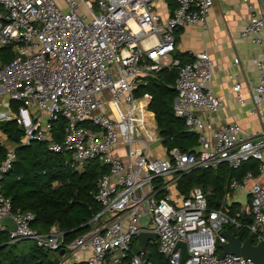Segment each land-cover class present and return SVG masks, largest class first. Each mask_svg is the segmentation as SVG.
<instances>
[{"label":"built area","instance_id":"built-area-1","mask_svg":"<svg viewBox=\"0 0 264 264\" xmlns=\"http://www.w3.org/2000/svg\"><path fill=\"white\" fill-rule=\"evenodd\" d=\"M62 1L65 10L55 0H0V50L12 51L11 60L0 65V86L8 97L5 107L18 104L16 111L0 112V121L21 127L23 145L43 142L51 153L68 154L75 170L92 161L106 166L94 196L101 210L89 221L93 228L88 233L63 245L57 229L38 233L31 228L32 213L13 212L0 185V233L10 242L28 240L48 251L90 248L86 264H144L145 254L129 253L140 232L157 234L158 252L169 264H179L178 241L186 244L184 264H252L233 255L219 258L216 245L224 242L220 232L226 225L245 228L254 243L264 241V126L246 133L233 122L210 133L203 117L218 111L222 102L211 84L217 65L206 51L189 54L188 62L174 57L175 33L196 24L204 27L212 0H174L176 7L166 19L153 9L155 0ZM241 4L249 16L239 37L264 48V1ZM238 64L234 58L233 65ZM252 64L258 80L249 87V114L258 116L264 113V57ZM165 69L176 73L173 113L197 135L198 147L194 152L171 149L161 158L150 153V143L160 140L149 109L152 98L138 89ZM232 79L234 99L244 105L239 76ZM58 120L64 121L60 141L53 132ZM117 147L123 158L114 153ZM14 159L13 149L0 163V181ZM249 160L258 163V174L248 172L228 186L230 192L250 196L249 225L230 217L228 193L214 210H208L200 188L180 205L166 194L157 196L167 177L178 179L220 164L237 169ZM4 218L12 220L14 229L2 224Z\"/></svg>","mask_w":264,"mask_h":264},{"label":"trees","instance_id":"trees-1","mask_svg":"<svg viewBox=\"0 0 264 264\" xmlns=\"http://www.w3.org/2000/svg\"><path fill=\"white\" fill-rule=\"evenodd\" d=\"M179 34L180 30L176 32V40ZM174 57L182 62L191 60L186 54L176 53ZM11 58V48L0 50V65L9 62ZM175 77L174 71L162 70L145 87H140L138 93H148L152 98L149 109L154 114L159 139L165 151L178 149L182 152H194L198 147L197 135L189 132L184 120L177 118L173 113ZM17 107L16 103L13 106L14 111ZM63 128V120H58L53 125L56 141L61 140ZM3 132L15 147V159L0 181L1 193L10 200L12 211L32 213L34 220L31 222V228L38 233L47 234L52 228H56L62 233L63 245L88 233L93 228L89 221L101 210L100 204L94 198L96 184L98 178L108 172V168L98 161H92L78 171L70 166L68 154L51 153L43 142L21 144L23 133L18 130L15 121L7 122L3 126ZM6 155L7 150L0 146V163ZM257 167L256 161L249 160L237 169H231L227 164H220L215 169H194L179 177L176 188L183 197H187L194 188H200L206 196L208 210H214L219 207L223 196L229 191L231 180H241L248 172L257 175ZM157 184L160 189L161 180ZM164 195V190L157 193L159 197ZM228 210L230 217L242 225L252 222L249 214L250 198L245 210L238 203L232 204ZM224 229L241 236L242 240L249 235L245 228L235 229L226 225ZM219 245L220 243L216 245L218 253ZM137 246V240L133 239L129 253H137ZM60 252L61 250L54 252L38 248L28 240L10 242L6 233H0V264H63ZM144 264L169 263L167 258L158 252L157 244L151 243L147 247Z\"/></svg>","mask_w":264,"mask_h":264},{"label":"crops","instance_id":"crops-1","mask_svg":"<svg viewBox=\"0 0 264 264\" xmlns=\"http://www.w3.org/2000/svg\"><path fill=\"white\" fill-rule=\"evenodd\" d=\"M212 2V9L207 14L204 27L196 24L180 29L178 40H176V51L174 56L176 53L186 54L188 56L189 54L206 51L212 61L217 65V71L212 77L211 84L214 92L221 98L222 102L218 111L203 117L211 127L210 133L220 128L222 125L233 122L238 123L246 133H256L264 126V113H259L258 116H251L249 114L251 108L249 87L251 83H255L258 80V74L252 64V60L254 58L264 57V48L255 46L248 40H243L239 37L249 16L245 6L241 4V0H212ZM175 7L176 3L174 0H155L153 4V9L162 19H166L171 15L173 12L172 9H175ZM234 58L239 59L238 65H233ZM234 75L239 76L242 86V95L246 100L244 105L236 103L231 91L233 85L232 76ZM7 100L8 97L4 94L0 86V112L6 113L14 111L13 106L16 103L12 102L10 103V108H6L5 103ZM6 123L7 122L0 121V146L4 147L8 153L15 147L14 144L9 141L8 136L3 132V126ZM114 153L120 155L121 158L124 157V151L121 147H117ZM164 157H166V151ZM178 179L175 177H167L163 185L165 194L169 196L174 205H180L184 198L178 193L176 188ZM227 193L229 197L228 200L225 201V205H227L228 208L234 203L240 204L241 208L244 210L247 208L248 199L250 197L246 192L238 196V198L242 196L245 197L244 203L238 202V198H235V191H228ZM223 198L219 207L223 202ZM151 243L155 242H150L149 244ZM62 252L63 256H59L62 258L61 262L63 264H78L86 262L91 254V249L82 248L75 251Z\"/></svg>","mask_w":264,"mask_h":264},{"label":"water","instance_id":"water-1","mask_svg":"<svg viewBox=\"0 0 264 264\" xmlns=\"http://www.w3.org/2000/svg\"><path fill=\"white\" fill-rule=\"evenodd\" d=\"M38 113L34 116L36 118ZM18 130L21 131V127L18 126ZM2 224L10 229H14V224L11 219H2ZM220 237L224 239V242L219 245L220 252L219 258H223L225 255H233L242 257L246 260H250L252 264H264V241L254 243L252 234H249L245 240H242L241 236L231 234L225 229L220 232ZM157 239L156 233L140 232L137 237V253H146L148 244L155 242ZM175 250H180L179 264H184L188 257L186 244L182 241H178L175 246ZM63 252H60L62 255ZM63 256V255H62Z\"/></svg>","mask_w":264,"mask_h":264},{"label":"rangeland","instance_id":"rangeland-1","mask_svg":"<svg viewBox=\"0 0 264 264\" xmlns=\"http://www.w3.org/2000/svg\"><path fill=\"white\" fill-rule=\"evenodd\" d=\"M55 1L60 5V7L63 10L66 9L65 4L63 3L62 0H55ZM150 148H151L150 153L153 155V157H159L160 156V157L164 158V156H165V149L163 148V146H162V144H161L160 141H155V142L150 143ZM239 194H244V192L242 193V191H235V198L236 197L238 198ZM238 202L244 203L245 202V197L244 196L239 197L238 198Z\"/></svg>","mask_w":264,"mask_h":264},{"label":"bare ground","instance_id":"bare-ground-1","mask_svg":"<svg viewBox=\"0 0 264 264\" xmlns=\"http://www.w3.org/2000/svg\"><path fill=\"white\" fill-rule=\"evenodd\" d=\"M61 251H65V250H61ZM220 252V251H219ZM219 254V253H218Z\"/></svg>","mask_w":264,"mask_h":264}]
</instances>
